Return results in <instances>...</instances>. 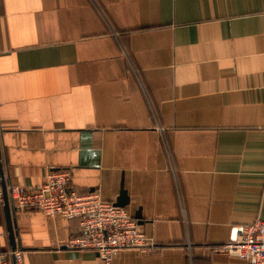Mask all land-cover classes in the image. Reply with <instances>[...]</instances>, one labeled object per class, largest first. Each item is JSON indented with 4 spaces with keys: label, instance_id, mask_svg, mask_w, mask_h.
<instances>
[{
    "label": "crops",
    "instance_id": "1",
    "mask_svg": "<svg viewBox=\"0 0 264 264\" xmlns=\"http://www.w3.org/2000/svg\"><path fill=\"white\" fill-rule=\"evenodd\" d=\"M0 154L8 187L124 190L154 248L112 264H247L216 248L264 221V0H0ZM14 220L16 264H103L74 217Z\"/></svg>",
    "mask_w": 264,
    "mask_h": 264
},
{
    "label": "built area",
    "instance_id": "2",
    "mask_svg": "<svg viewBox=\"0 0 264 264\" xmlns=\"http://www.w3.org/2000/svg\"><path fill=\"white\" fill-rule=\"evenodd\" d=\"M69 169L48 171L32 188L9 187V198L16 209H36L48 216L64 215L78 220V231L67 243L72 249L96 252L103 264H112L125 249L146 253L154 248L126 207L104 200L98 192L79 193L71 186ZM247 264H264V221L257 218L231 229L230 239L216 248ZM17 263V250L0 252V264Z\"/></svg>",
    "mask_w": 264,
    "mask_h": 264
},
{
    "label": "water",
    "instance_id": "3",
    "mask_svg": "<svg viewBox=\"0 0 264 264\" xmlns=\"http://www.w3.org/2000/svg\"><path fill=\"white\" fill-rule=\"evenodd\" d=\"M10 189L7 185V182L4 179L3 169H2V161L0 154V204L2 207L3 215H4V224L5 230L7 232V239L9 242V247L12 251L16 250V231H15V220L14 213L16 208L12 204L10 198ZM115 205L125 207L128 204V197L124 190H120V194L114 202ZM134 218L140 220V212L136 211ZM140 221H138V224ZM12 264H16L13 256H12Z\"/></svg>",
    "mask_w": 264,
    "mask_h": 264
}]
</instances>
